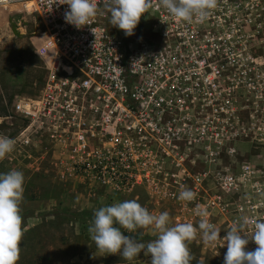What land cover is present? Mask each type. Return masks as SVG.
Segmentation results:
<instances>
[{
    "label": "built area",
    "instance_id": "obj_1",
    "mask_svg": "<svg viewBox=\"0 0 264 264\" xmlns=\"http://www.w3.org/2000/svg\"><path fill=\"white\" fill-rule=\"evenodd\" d=\"M251 9L217 0L206 20L189 22L151 0L126 36L111 24L106 0L80 28L65 21L68 5L59 0H0L6 18L26 20V33L27 16L33 19L28 38L45 69L38 94L11 106L9 117L22 122L14 158L38 163L51 153L58 178L130 191L141 175L136 164L147 160L141 146L158 144L155 133L171 131L180 116L223 108L227 84L264 64L255 55Z\"/></svg>",
    "mask_w": 264,
    "mask_h": 264
},
{
    "label": "rangeland",
    "instance_id": "obj_2",
    "mask_svg": "<svg viewBox=\"0 0 264 264\" xmlns=\"http://www.w3.org/2000/svg\"><path fill=\"white\" fill-rule=\"evenodd\" d=\"M241 1L252 6L255 55L264 57V0ZM4 14L0 12V104L6 110L0 106V136L12 138L22 124L17 116L9 117L14 100L22 97L23 86L27 95L38 94L42 81L24 84L36 69V54L28 38L36 27L33 19L27 16L26 33L27 22L21 14L7 18ZM240 75L243 81L227 84L222 93L223 108L180 116L171 131L155 133L158 144L139 148L149 161L136 164L141 175L130 191L115 192L110 185L79 177L58 178L51 153L38 163L15 159L14 151L0 159V173L19 170L25 177L17 264H151L144 252L131 261L101 253L91 239L88 229L95 210L126 200H136L153 214L168 212L170 226L177 222L198 226L201 218L195 210L206 207L221 237L234 222L264 219V64ZM185 189L197 194L193 201L179 199ZM244 230L251 233L253 229L249 224ZM122 231L145 245L157 237L151 227ZM222 243H206L198 232L188 243L194 257L190 264H224L227 242ZM257 247L249 239L246 249Z\"/></svg>",
    "mask_w": 264,
    "mask_h": 264
},
{
    "label": "clouds",
    "instance_id": "obj_3",
    "mask_svg": "<svg viewBox=\"0 0 264 264\" xmlns=\"http://www.w3.org/2000/svg\"><path fill=\"white\" fill-rule=\"evenodd\" d=\"M59 3L68 5L64 19L77 28L90 25L98 12V0H59ZM150 5L151 0H106L111 24L124 30L126 36L134 34L141 16ZM159 5L178 20L190 22L195 17L203 22L217 7V0H159ZM14 148L12 138L0 136V159L13 152ZM24 180V174L19 170L0 173V264H17L19 260ZM196 195L191 189H185L180 192L179 199L190 202ZM195 214L201 218L198 226L191 222H177L170 226L168 212L153 214L136 200H126L95 210L88 231L99 252L119 254L128 261L144 252L150 255L151 264H190L194 257L188 243L199 232L206 243L215 245L222 240L220 246H224L227 242L224 264H264V219L257 217L234 222L227 234L221 237L220 228L210 222L206 207L198 206ZM249 224L253 229L251 233L244 230ZM148 227L156 231L157 237L147 245L122 231L131 233ZM241 233L245 235L242 237ZM249 239L258 245L253 251L246 249Z\"/></svg>",
    "mask_w": 264,
    "mask_h": 264
},
{
    "label": "trees",
    "instance_id": "obj_4",
    "mask_svg": "<svg viewBox=\"0 0 264 264\" xmlns=\"http://www.w3.org/2000/svg\"><path fill=\"white\" fill-rule=\"evenodd\" d=\"M34 58H35L34 65L36 66V69L34 68L33 71H34L35 75L33 74L30 79L29 78L26 79V82L24 83L25 85L30 84L32 81L40 83L43 79V75L45 74V69L43 67V64H42V61L40 60V58L37 55H34ZM27 77H29V76H27ZM23 88H26V86H23ZM0 103H1V99H0ZM0 106H1V109L3 111L6 110V108L3 105L0 104Z\"/></svg>",
    "mask_w": 264,
    "mask_h": 264
},
{
    "label": "crops",
    "instance_id": "obj_5",
    "mask_svg": "<svg viewBox=\"0 0 264 264\" xmlns=\"http://www.w3.org/2000/svg\"><path fill=\"white\" fill-rule=\"evenodd\" d=\"M20 94H21L22 97H27V96H29V95L26 94V90H25V88L22 89V91H21Z\"/></svg>",
    "mask_w": 264,
    "mask_h": 264
}]
</instances>
